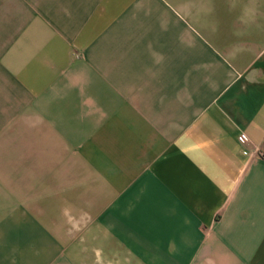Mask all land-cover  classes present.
Returning a JSON list of instances; mask_svg holds the SVG:
<instances>
[{"label":"crops","instance_id":"0c3cea01","mask_svg":"<svg viewBox=\"0 0 264 264\" xmlns=\"http://www.w3.org/2000/svg\"><path fill=\"white\" fill-rule=\"evenodd\" d=\"M249 5L0 0V264H84L18 224L61 212L127 264H264V8ZM2 200L26 208L8 228Z\"/></svg>","mask_w":264,"mask_h":264},{"label":"rangeland","instance_id":"374dc122","mask_svg":"<svg viewBox=\"0 0 264 264\" xmlns=\"http://www.w3.org/2000/svg\"><path fill=\"white\" fill-rule=\"evenodd\" d=\"M244 4H250L249 7H253L255 9L263 7L264 8V0H241ZM9 200V199H8ZM7 200V201H8ZM3 202V200H2ZM9 202V201H8ZM38 206V205H37ZM25 209L26 208L20 204L16 203H2V224L7 223V228L13 226L12 223L16 224L13 213L16 211V208ZM35 207V205H33ZM39 213H45V210L42 205H39ZM52 217L49 219L38 220L34 219L31 221L24 220L22 218L21 221H18L20 226L28 227L27 231H31L34 234V238L40 243L44 245H50L54 247H58L55 253L50 257V260L63 259V253L65 252V256L71 248V256L77 257L81 256V261L84 260V264H127L132 262H127L120 260V257L116 259L113 255L114 252L111 248V237L99 236L96 234L95 230V220L93 219H78L74 216L70 215L69 220H64L62 218V212L51 213ZM60 215V217H58ZM38 224V225H37ZM41 227V228H40ZM44 228V229H42ZM18 232V230H16ZM50 233L49 235L44 233ZM13 233V231L11 232ZM43 233V234H42ZM10 237H14V235L8 234ZM6 236V239L10 237ZM11 240V239H10ZM64 248V251L62 249ZM113 247V246H112ZM62 249V250H61ZM68 249V250H67ZM103 255V257L101 256ZM116 255V253H115Z\"/></svg>","mask_w":264,"mask_h":264},{"label":"built area","instance_id":"2783aa9c","mask_svg":"<svg viewBox=\"0 0 264 264\" xmlns=\"http://www.w3.org/2000/svg\"><path fill=\"white\" fill-rule=\"evenodd\" d=\"M241 139H242V141L251 144V140H250V138L248 137L247 134L243 133V134L241 135ZM252 146L254 147V153H255L257 156H259V157H261V158L264 159V149L261 148V147H259L258 145H254V143H252Z\"/></svg>","mask_w":264,"mask_h":264}]
</instances>
